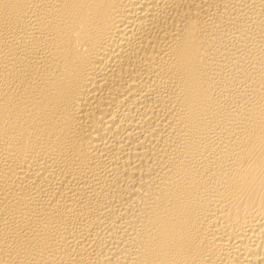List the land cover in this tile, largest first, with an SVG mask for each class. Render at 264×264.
I'll return each mask as SVG.
<instances>
[{
  "label": "bare ground",
  "instance_id": "bare-ground-1",
  "mask_svg": "<svg viewBox=\"0 0 264 264\" xmlns=\"http://www.w3.org/2000/svg\"><path fill=\"white\" fill-rule=\"evenodd\" d=\"M0 264H264V0H0Z\"/></svg>",
  "mask_w": 264,
  "mask_h": 264
}]
</instances>
